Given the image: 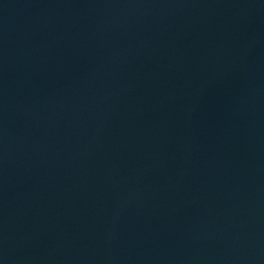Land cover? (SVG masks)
Returning <instances> with one entry per match:
<instances>
[{
    "label": "water",
    "instance_id": "1",
    "mask_svg": "<svg viewBox=\"0 0 264 264\" xmlns=\"http://www.w3.org/2000/svg\"><path fill=\"white\" fill-rule=\"evenodd\" d=\"M0 264H264V0H0Z\"/></svg>",
    "mask_w": 264,
    "mask_h": 264
}]
</instances>
